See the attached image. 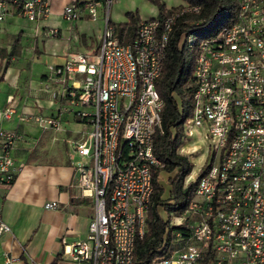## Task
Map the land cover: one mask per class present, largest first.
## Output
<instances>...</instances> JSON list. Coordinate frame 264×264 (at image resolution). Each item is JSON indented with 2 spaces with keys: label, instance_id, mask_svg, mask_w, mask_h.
Wrapping results in <instances>:
<instances>
[{
  "label": "built area",
  "instance_id": "obj_1",
  "mask_svg": "<svg viewBox=\"0 0 264 264\" xmlns=\"http://www.w3.org/2000/svg\"><path fill=\"white\" fill-rule=\"evenodd\" d=\"M10 1L28 20L49 13V0ZM110 1L84 4L91 20L103 7L97 51L67 54L62 64L48 66L46 78L61 83L88 127L67 143L75 185L82 198L92 200V215L85 237L66 252L88 264H135V239L146 232L152 175L160 165L153 134L161 126L163 100L155 80L177 20L199 6L183 3L162 19L139 18L133 39L124 42L107 9L104 14ZM232 1L233 21L199 42L184 85L191 111L182 123L177 152L188 156L197 151L194 140L203 139L194 193L181 213L164 219L166 236L149 264H264V0ZM5 6L0 0V20ZM76 7L66 5L62 17L76 18ZM17 106L8 95L0 123ZM19 120L59 129L58 118L41 114H21ZM22 137L0 126V189L14 181L12 151ZM44 207L55 209L58 202ZM9 231L0 204V233Z\"/></svg>",
  "mask_w": 264,
  "mask_h": 264
},
{
  "label": "crops",
  "instance_id": "obj_2",
  "mask_svg": "<svg viewBox=\"0 0 264 264\" xmlns=\"http://www.w3.org/2000/svg\"><path fill=\"white\" fill-rule=\"evenodd\" d=\"M88 1L49 0L45 18L28 20L5 0L6 13L0 20V107L10 94L18 106L0 126L18 130L23 137L12 151L14 181L0 189L1 215L10 229L0 233V264H88L72 260L66 252L85 237L92 215V200L80 196L68 158L67 139L79 138L85 125L75 114L78 107L63 95L61 83L46 78L48 66L62 64L67 54L97 51L102 26L89 17L84 7ZM68 3L77 6V17L71 20L62 17ZM101 11L103 7L100 15ZM51 29L57 33L51 34ZM21 114L58 118L59 129L20 121ZM49 201L58 202V207L45 208ZM157 210L164 220L161 214L168 213L161 206Z\"/></svg>",
  "mask_w": 264,
  "mask_h": 264
},
{
  "label": "trees",
  "instance_id": "obj_3",
  "mask_svg": "<svg viewBox=\"0 0 264 264\" xmlns=\"http://www.w3.org/2000/svg\"><path fill=\"white\" fill-rule=\"evenodd\" d=\"M182 1L199 6V11L185 13L177 20L166 47L161 74L155 80V88L163 100L161 126L153 134V154L160 160V165L152 175L153 192L146 216V232L135 239V264H149L150 259L158 253L156 248L166 236L167 224L159 216L157 207L179 214L186 208L194 193L196 179L184 183L192 170V163L187 156L177 152L181 142L182 123L191 111L189 91L184 89V85L191 76L199 42L214 35L222 26L230 24L236 14V5L232 0ZM174 8L167 9L163 3H158L157 17L162 19L167 11ZM125 14L128 21L119 23L116 33L122 41L129 42L135 35L139 17H135L132 11ZM160 171L174 172L168 179L170 188L166 198H163L164 187L158 182ZM173 229L175 228L171 227L167 232ZM165 240L169 241L167 237Z\"/></svg>",
  "mask_w": 264,
  "mask_h": 264
},
{
  "label": "rangeland",
  "instance_id": "obj_4",
  "mask_svg": "<svg viewBox=\"0 0 264 264\" xmlns=\"http://www.w3.org/2000/svg\"><path fill=\"white\" fill-rule=\"evenodd\" d=\"M160 2L163 3L164 6L167 7L168 9L171 7L178 6V4L179 5L183 4L182 0H111L110 3L107 5V7L105 5L104 14L107 9V15L109 21L115 25L116 31H118L119 23H124L128 21V17L125 14L127 11L134 12L135 17L137 16L141 18L157 17L158 3ZM96 20L99 21L97 23H100V25L102 26L101 28H103V22H104L103 11H101V15L100 13H98V18ZM87 128H88L87 125H85V130ZM194 141H196L195 143L197 145V151L188 154L187 157L192 163V167L195 169L197 166L199 167L201 165L204 154L202 153L203 139L198 138L197 140ZM197 174H198L197 172L190 173V175L185 178L184 183L186 184L190 181H195ZM173 175L174 172L168 173L165 171H160L158 174V182L162 184L164 187L163 198H166L168 196L167 193L170 188L168 179ZM167 213H168L167 218L169 214L175 215L174 213H169V212ZM161 215L162 217L164 216V219L166 218V214H161Z\"/></svg>",
  "mask_w": 264,
  "mask_h": 264
}]
</instances>
